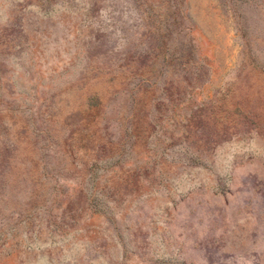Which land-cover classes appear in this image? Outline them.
Wrapping results in <instances>:
<instances>
[{
    "label": "rangeland",
    "instance_id": "374dc122",
    "mask_svg": "<svg viewBox=\"0 0 264 264\" xmlns=\"http://www.w3.org/2000/svg\"><path fill=\"white\" fill-rule=\"evenodd\" d=\"M0 264H264V0H0Z\"/></svg>",
    "mask_w": 264,
    "mask_h": 264
}]
</instances>
